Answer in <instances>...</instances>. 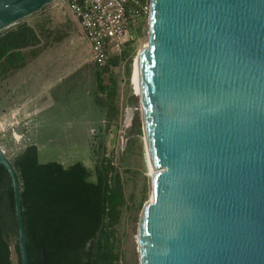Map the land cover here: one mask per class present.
Wrapping results in <instances>:
<instances>
[{
	"label": "water",
	"instance_id": "95a60500",
	"mask_svg": "<svg viewBox=\"0 0 264 264\" xmlns=\"http://www.w3.org/2000/svg\"><path fill=\"white\" fill-rule=\"evenodd\" d=\"M57 1L0 0V32ZM148 3L135 64L153 198L139 264H264V0ZM1 167L29 264L20 181L0 145Z\"/></svg>",
	"mask_w": 264,
	"mask_h": 264
},
{
	"label": "trees",
	"instance_id": "16d2710c",
	"mask_svg": "<svg viewBox=\"0 0 264 264\" xmlns=\"http://www.w3.org/2000/svg\"><path fill=\"white\" fill-rule=\"evenodd\" d=\"M145 3L136 0L134 10ZM30 17L0 32V86L39 51L38 34L28 23ZM134 41L130 37L121 56H113L106 68L97 66L96 102L106 110L107 133L120 119L114 69L125 62L130 75ZM131 101L137 105L138 96L133 95ZM141 134L137 112L131 137ZM132 138L128 150L134 144ZM11 162L20 181L29 264H122L119 228L125 211L135 207V194L127 196L126 181L115 168L114 152L104 143L100 145L94 178L82 162L68 166L41 162L35 145L27 146ZM0 264H22L12 179L5 167L0 168Z\"/></svg>",
	"mask_w": 264,
	"mask_h": 264
},
{
	"label": "rangeland",
	"instance_id": "374dc122",
	"mask_svg": "<svg viewBox=\"0 0 264 264\" xmlns=\"http://www.w3.org/2000/svg\"><path fill=\"white\" fill-rule=\"evenodd\" d=\"M62 2V0H59ZM144 7H149L148 0ZM150 8V7H149ZM149 13L144 8L140 17L136 18L129 37L134 38L135 55L131 64L130 75L126 72L125 62L114 69V77L119 90L120 119L110 132L105 131L107 116L104 108H93L91 102V82L83 77L86 70H73L76 63L88 56L92 57L91 45L82 25H78L73 37L65 40L57 48L49 51L44 64L50 69L46 83L51 84L47 96H35L39 77L33 79V86L25 90L18 101L29 97L35 100V105L52 101L41 114L26 113L12 110L14 97L9 96L7 87H0V145L12 160L27 146L35 145L40 152L41 162L57 161L65 166L74 162H82L89 171L94 172L99 166V149L104 143L109 152L115 153V168L126 181L127 196L135 194V207L126 212L119 228L122 238V264H139L138 225L142 207L153 197L152 170L149 166L145 149L143 132L140 136H130L134 139L133 146L128 150V144L122 147L124 129L132 123L137 112L140 114L139 103L135 105L131 97L138 96V66L135 59L139 51L148 44L146 34L149 25ZM78 20V19H77ZM79 21V20H78ZM80 22V21H79ZM81 24V23H80ZM46 69V68H45ZM58 73L62 78L57 81ZM56 74V75H54ZM19 74L9 79L5 85L18 81ZM49 78V79H48ZM106 81L109 83L108 76ZM4 86V84H3ZM35 88V89H34ZM86 91H88L86 93ZM12 107V108H11ZM88 109V111H83ZM35 113H37L35 111ZM58 116L52 118V116ZM61 116V118H60ZM146 194L145 200L143 196ZM143 200V205L141 201Z\"/></svg>",
	"mask_w": 264,
	"mask_h": 264
},
{
	"label": "crops",
	"instance_id": "0c3cea01",
	"mask_svg": "<svg viewBox=\"0 0 264 264\" xmlns=\"http://www.w3.org/2000/svg\"><path fill=\"white\" fill-rule=\"evenodd\" d=\"M28 23L36 29L38 34L39 51L35 56H32L27 64L20 70H18L15 74H13L9 79L12 81L14 77L18 74L20 79L16 82L10 83L8 86H0L1 88L7 87L8 95L14 97L12 98L13 109L17 111H25L26 113L33 112V114H41L45 110V108L50 105V101L44 104L35 105V100L29 97L25 101H18L17 97H22L23 93L25 95V90L30 88V83L33 86V79L39 77L37 88L35 89V96H47V91L51 87V84L46 83V78L50 76V69L45 66L44 60L47 56L51 54L50 50L57 48L60 44H62L65 40H68L73 37L77 26L80 25V22L73 16L71 9L69 8V3L57 1L53 4L48 5L41 13L30 17L28 19ZM90 45V44H89ZM36 47V48H37ZM91 47V46H90ZM59 48V47H58ZM46 68V69H45ZM86 70L83 73V77L88 79L91 82V94L89 100L93 108L99 107L102 108L96 102V92H97V65L92 60V57H84L80 63H76L75 68L76 73L78 70ZM56 75V74H54ZM62 73H58L57 79H51V81H57L62 78ZM8 79V80H9ZM49 79V78H48ZM7 80V81H8ZM6 81V82H7ZM13 82V81H12ZM88 91H86L87 93ZM47 106H43L46 105ZM35 111L37 113H35ZM83 111H88V109H84ZM2 114H0L1 117ZM58 116H52V118H57ZM61 118V116H60Z\"/></svg>",
	"mask_w": 264,
	"mask_h": 264
},
{
	"label": "built area",
	"instance_id": "2783aa9c",
	"mask_svg": "<svg viewBox=\"0 0 264 264\" xmlns=\"http://www.w3.org/2000/svg\"><path fill=\"white\" fill-rule=\"evenodd\" d=\"M69 3L91 45L92 60L101 69L113 56H121L133 24L150 5L134 10L136 0H62Z\"/></svg>",
	"mask_w": 264,
	"mask_h": 264
},
{
	"label": "bare ground",
	"instance_id": "6f19581e",
	"mask_svg": "<svg viewBox=\"0 0 264 264\" xmlns=\"http://www.w3.org/2000/svg\"><path fill=\"white\" fill-rule=\"evenodd\" d=\"M138 81H139V74H138ZM139 91H140V83H139ZM148 163H149V166H150V168H151V170H152V175H153V169H152V167H151V164H150V162H149V159H148ZM153 198V197H152Z\"/></svg>",
	"mask_w": 264,
	"mask_h": 264
}]
</instances>
